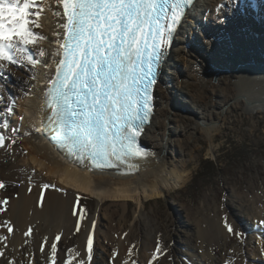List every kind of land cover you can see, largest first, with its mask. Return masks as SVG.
Segmentation results:
<instances>
[{
	"label": "bare ground",
	"instance_id": "obj_1",
	"mask_svg": "<svg viewBox=\"0 0 264 264\" xmlns=\"http://www.w3.org/2000/svg\"><path fill=\"white\" fill-rule=\"evenodd\" d=\"M256 1L262 14L264 0ZM227 2L228 0H194L193 6L185 10V18L165 52L156 77L157 83L153 88L154 110L150 123L144 126L139 137V145L154 155L144 159L134 158L131 162L133 167L118 165L97 168L91 160L69 153L66 148L49 140L54 124L48 118L51 111L45 105L44 94L55 75L54 64L50 68L37 66L30 71L28 87L16 92L14 100L0 95V133L5 141L4 146H0V178L20 182L19 190L12 198L5 200L4 196H0V237L4 238L0 240V251L3 252L0 264H65L66 261L71 264H81V261L84 264H135L136 261L141 264H201L198 257L208 247L216 255L220 254L225 245L238 244L234 233L240 232V239L244 241V230L248 228L244 217L255 215V218L263 219L255 207L264 198L261 191L264 190V185L256 186L257 190H253L252 194L243 193L249 199L242 197L237 204L231 201L234 205L225 216L218 212L198 216L194 232L187 222L179 223L178 240L182 247L175 253L170 243L169 227L161 235L162 252L156 253L153 246L158 233L155 224L146 220L139 228H135V221L132 220L129 224V220L124 217L129 202L136 207L134 218H143L146 215L143 211L146 200L166 196L170 190L186 183L189 175L186 172L187 165L196 159V149L190 145L196 137V129L212 142L214 133L220 132L232 109L247 111L249 116L264 113V64L244 65L237 71L238 75H235V82L232 84L234 89L222 87L217 91L223 97V113L218 114L211 105L204 102L202 95L193 89L187 79L180 81L177 74L172 76L177 61L188 51L187 44L194 38L200 40L197 29L200 30L204 20L212 22L225 16L226 10L220 13L217 11ZM50 7L52 11L45 9L41 13L39 23L42 27L33 29L47 37L38 46L47 53L43 58L45 64L60 58L51 56L56 49L50 42L59 39L62 43L64 35L62 25L65 20L54 15L57 11L63 13L62 4L50 0ZM29 11L38 12L40 8ZM30 19L35 20L36 17L31 16ZM54 33H59V37ZM230 44L235 48L247 46L250 50L264 49V32L255 27L250 33L233 34L230 39L222 41V49ZM38 47H32L31 50L38 54ZM27 67L30 69L31 65ZM10 68L8 65L0 70V84L9 74L15 76ZM227 94L230 99L226 102ZM178 95L192 100L196 108L192 115L180 111L183 106L175 98ZM171 108H174L173 114H169ZM9 118V131L15 129L16 133L14 139L6 134L4 127ZM17 143L20 149L14 147ZM7 154L12 157L19 155L20 160L6 168L4 157ZM43 185L49 187L45 188ZM239 193L238 188L230 189L231 198H237ZM80 194L96 198L98 208L94 214L84 216L76 209L75 201ZM107 200L112 202L109 209L119 208L107 210L104 207ZM4 201L7 203H3ZM120 208L123 213L118 217ZM102 219L107 222L102 223ZM224 223L232 226L233 233L228 232ZM9 228L12 229L11 232ZM89 233L93 236L94 249L91 262L87 260ZM57 235L60 236L59 240H56ZM101 235L104 240L100 239ZM52 243H56L57 251L55 257L50 259ZM100 243H103V253L98 252ZM145 251L149 252L147 257L144 256ZM225 253L223 261H227L226 264H238L242 261V257L233 251L227 250ZM154 254L156 259H153Z\"/></svg>",
	"mask_w": 264,
	"mask_h": 264
},
{
	"label": "snow or ice",
	"instance_id": "obj_2",
	"mask_svg": "<svg viewBox=\"0 0 264 264\" xmlns=\"http://www.w3.org/2000/svg\"><path fill=\"white\" fill-rule=\"evenodd\" d=\"M56 2L63 7L62 14L54 13L65 20L63 42H50L56 49L51 56L60 58L45 64L47 53L38 46L47 37L33 29L42 27L39 20L45 9L52 11L50 0H40L39 4L37 0H0V70L8 65H31L32 71L37 66L50 68L54 64L55 75L44 94L45 105L51 111L48 118L55 126L53 141L69 153L91 160L97 168L133 167L134 158L154 155L139 145V137L154 110L157 70L185 18V10L193 6L194 0ZM36 7L40 11H29ZM54 35L59 37V33ZM32 47H38V54ZM4 143L0 136V146ZM225 227L233 233L231 225L226 223ZM51 249L53 259L56 243ZM93 252V236L89 233V262ZM161 252L158 244L156 253Z\"/></svg>",
	"mask_w": 264,
	"mask_h": 264
},
{
	"label": "rangeland",
	"instance_id": "obj_3",
	"mask_svg": "<svg viewBox=\"0 0 264 264\" xmlns=\"http://www.w3.org/2000/svg\"><path fill=\"white\" fill-rule=\"evenodd\" d=\"M38 2L39 0L37 4ZM222 10L227 11L225 16L218 17L212 22L203 21L202 29L198 28L196 31L200 33V40L194 38L187 44L188 51L182 54L183 57L177 61L176 72L173 70L172 73V76L177 74L180 81L187 79L186 81L192 84L193 89L202 95L204 102L211 105L217 114L223 113L221 108L223 97L217 91L222 87L227 90L234 89L235 86L232 84L235 82V75H238L237 71L244 65L264 64V49L250 50L247 46L235 48L232 44L222 49L221 46L222 41L230 39L233 34L250 33L255 27L260 32H264V11L260 14L257 1L228 0L227 4L217 12L220 13ZM192 25L195 27L194 23ZM10 67L15 76L9 74L8 78L1 82L2 93L0 95L12 101L16 92L26 90L27 78L31 79V76H29L28 67L11 65ZM229 94L225 98L226 102L230 99ZM175 98L181 101L183 106L181 112L192 115L196 111L190 98L179 95ZM230 104L231 101L228 102V105ZM170 110L169 114H173L174 108ZM241 111L232 109L220 132L214 133L212 142L196 129V137L190 144L196 149V159L188 163L186 172L189 175L182 187L170 190L166 196L146 200L143 210L146 215L143 218H134L136 207L129 202L124 213L129 224L133 220L135 228H139L143 221L151 220L157 227L154 250L157 249L158 244L160 247L161 235L169 227L172 250L174 253L178 252L177 250L182 247L178 240L179 223L187 222L190 228L192 227L191 231L194 232L197 228L196 218L198 216L217 212L225 216L242 197L249 199L243 193L252 194L253 190H257L256 186L264 185V113L249 116L247 111ZM10 120V118L6 120L4 127L6 134L14 139L15 131H9ZM195 121L200 123L198 119ZM14 147L21 148L19 143ZM7 155L4 157L6 168L20 160L19 155L15 157ZM207 163L212 165V168L206 170L209 173L207 175L209 179L199 173L196 174L200 166L207 165ZM0 183L3 184V187H0V196H4L5 200L12 198L20 187L19 181L0 178ZM233 187L240 189V196L237 198L230 196V189ZM261 191L264 193V190L261 189ZM111 203L107 200L104 207L107 210L119 208L109 209L108 206ZM75 206L84 216L94 214L98 208L96 198L85 194L77 197ZM255 208L261 213L263 219L255 218V215L244 217V223L248 225V228L244 230V241L234 233L238 244L225 245L219 252L220 254L216 255L210 247L204 254L198 250L201 254L198 261L201 264H226L227 261L224 262L223 257L225 254L229 255L225 253L228 250L242 257V261L238 264H264V198ZM122 213L123 210L120 208L118 217ZM106 222L102 219V223ZM114 225L116 226V223ZM100 239H103L102 235ZM101 245L103 243L99 244L98 252L103 253L104 249ZM148 255L149 252L145 251L144 256ZM135 264L141 263L136 261Z\"/></svg>",
	"mask_w": 264,
	"mask_h": 264
},
{
	"label": "trees",
	"instance_id": "obj_4",
	"mask_svg": "<svg viewBox=\"0 0 264 264\" xmlns=\"http://www.w3.org/2000/svg\"><path fill=\"white\" fill-rule=\"evenodd\" d=\"M212 168V165L211 163H207V165H204V166H200V169L198 170V172L196 174H201V176H203L204 178L206 179H209V176H207L209 173L206 172V170Z\"/></svg>",
	"mask_w": 264,
	"mask_h": 264
},
{
	"label": "water",
	"instance_id": "obj_5",
	"mask_svg": "<svg viewBox=\"0 0 264 264\" xmlns=\"http://www.w3.org/2000/svg\"><path fill=\"white\" fill-rule=\"evenodd\" d=\"M0 136H3L1 133H0ZM4 137V136H3Z\"/></svg>",
	"mask_w": 264,
	"mask_h": 264
}]
</instances>
